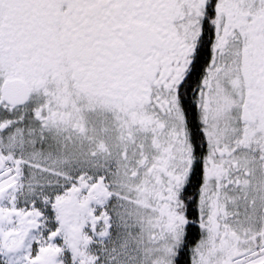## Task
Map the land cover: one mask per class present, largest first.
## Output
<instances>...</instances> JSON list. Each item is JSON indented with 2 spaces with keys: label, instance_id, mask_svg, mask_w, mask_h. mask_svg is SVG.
I'll use <instances>...</instances> for the list:
<instances>
[{
  "label": "snow or ice",
  "instance_id": "6c2138e0",
  "mask_svg": "<svg viewBox=\"0 0 264 264\" xmlns=\"http://www.w3.org/2000/svg\"><path fill=\"white\" fill-rule=\"evenodd\" d=\"M0 264H264V0H0Z\"/></svg>",
  "mask_w": 264,
  "mask_h": 264
}]
</instances>
